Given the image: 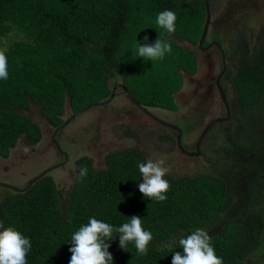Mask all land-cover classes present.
<instances>
[{
	"label": "trees",
	"instance_id": "trees-1",
	"mask_svg": "<svg viewBox=\"0 0 264 264\" xmlns=\"http://www.w3.org/2000/svg\"><path fill=\"white\" fill-rule=\"evenodd\" d=\"M207 3L210 6V0ZM164 10L176 14L174 33L155 23ZM205 18L204 0H0V41L12 32L18 36L5 50L0 46L8 60V79L0 80V155L8 158L23 135L31 145L40 142L38 125L26 115L33 104L59 127L67 103L75 113L109 101L114 78L143 106L178 109L174 96L182 89L184 74L192 75L196 69L193 51L179 42L196 45ZM142 30L154 36L149 44L164 39L172 52L162 60H139L135 38ZM258 41L262 50L253 51L250 40L241 33L237 38V71L227 77L233 75L237 88L238 114H249L264 97V36ZM248 86L253 97L244 101L246 92L240 97L239 88ZM257 112L264 117L263 108ZM242 132L237 130L232 140L221 144L224 152L235 155L237 170L230 171L228 179L166 174L167 199L158 202L139 191L138 163L145 161L141 152H114L103 169L85 157L76 168L86 166L87 176L77 180L76 174L65 201L47 176L23 191L5 186L0 225L30 239L27 264H68L71 235L90 217L115 229L130 222L132 215L140 216L142 227L152 233L147 253L138 254L132 242L128 250L121 249L114 232L113 239L105 241L113 264H171L174 251L183 254L179 238L198 228L208 232L223 264H247L264 228L258 207L264 201V139L254 141Z\"/></svg>",
	"mask_w": 264,
	"mask_h": 264
},
{
	"label": "rangeland",
	"instance_id": "rangeland-1",
	"mask_svg": "<svg viewBox=\"0 0 264 264\" xmlns=\"http://www.w3.org/2000/svg\"><path fill=\"white\" fill-rule=\"evenodd\" d=\"M211 1L213 9L220 11L225 9L226 11L225 16L219 18L218 24L216 23L214 26L219 29L217 31L226 40L224 43H226L229 52H226L225 62L228 70L232 68V73L235 74L239 63V55L235 51L238 50L236 44L237 36L240 33L241 37L250 40L248 45L253 48V51L256 47L259 48V51L262 50L258 38L264 36V0ZM213 9L212 17L207 26V31L209 30L207 39L213 31L212 27L214 28L211 20L214 21L218 17V13H214ZM145 36L148 37L147 41L144 40ZM153 37V35L145 34L142 30L135 41L144 44ZM16 39H18L16 32H12L2 39L0 41L1 50H5ZM219 40L220 43L224 44L221 39ZM179 43L185 47L183 42ZM188 49L200 51L198 55L201 63L197 74L190 76V78H183V87L174 96L179 106L178 109L171 111L158 107L147 108L161 119L170 122L177 121L176 124L181 128H184L183 124L188 125L189 132L182 136V142L185 146H195L207 125L212 120L222 117L223 119L212 122L211 131L201 143V152L198 156L195 154L191 156L182 152L175 144L176 133L170 128L158 124L139 108H136L122 93L121 80L114 78L111 80L110 87L116 96L113 94L106 104L84 111L61 131L59 141L61 140L62 151H59L57 145L52 141L57 127L55 128L44 118L40 107L35 104L32 105L26 115L38 125L41 140L38 144L30 146L28 136L23 135L16 146L10 149L8 158H3L0 155V183L4 186L0 187V196L8 192L5 186L14 187L20 191H23L24 188L28 189L33 180L57 166L43 177L47 176L55 182L62 201H65L76 179L77 171H74L73 168L74 166L77 167L78 160L88 157L93 161L96 169H103L106 167L108 155L125 150L141 152L145 161L163 159L165 161L164 166L169 170L167 174L175 177L212 174L228 179L230 171L235 172L237 170L234 169L236 168L233 161L235 155L224 152L221 144H226L232 140L237 130H243L241 135L245 134L254 141L258 138L264 139L263 130L260 128L264 127V117H262L261 112H257L262 108L264 111V97L255 102L256 108L251 110L254 111L253 113L250 111L248 114V111H245V113L238 114L237 88L234 85L233 75L230 77H226V74L223 75L227 68L224 71L221 50L218 48L219 50L214 51L204 49L201 51L196 46L188 47ZM255 52L251 51V54L255 55ZM258 53L263 54V52ZM138 58L143 62L147 61ZM216 77L220 78L224 90L223 95L220 94L218 86H216ZM205 83L211 85V88ZM239 91L240 97H243V91L246 92L244 101H250L253 97L251 86L244 89L239 88ZM224 101L228 103V111ZM73 115L74 112L67 103L61 118L65 123ZM126 129L131 130L132 133L126 134ZM158 135L162 140L159 139ZM168 138L174 139V141ZM193 151L197 150H191V152ZM63 152L68 156L67 161H65ZM216 153H220V157L217 159ZM258 207H261L259 213L264 218V201L259 203ZM239 211H241L240 208L237 209V214ZM218 222V226H220L221 223ZM262 232L258 246L246 260L247 264H264V228Z\"/></svg>",
	"mask_w": 264,
	"mask_h": 264
},
{
	"label": "clouds",
	"instance_id": "clouds-1",
	"mask_svg": "<svg viewBox=\"0 0 264 264\" xmlns=\"http://www.w3.org/2000/svg\"><path fill=\"white\" fill-rule=\"evenodd\" d=\"M176 14L171 10H164L158 13L156 25L171 34L176 31ZM147 41L148 37L145 36ZM137 57L144 60H162L167 54L172 52L169 42L158 39L154 43L139 44L137 42ZM8 79V60L4 51H0V80ZM163 159H148L138 163L142 182L139 183V191L143 197L163 202L167 199L166 193L169 191L170 183L164 177L168 173V168L164 166ZM77 180L87 176V167L75 166ZM0 264H27V254L31 248L30 239L23 236L13 227H3L0 225ZM114 232L118 233L119 247L128 250L129 242L134 243L138 254H146L147 246L152 240V233L142 227L141 217L132 215L130 222L122 224L118 228L90 217L86 225H82L78 231L71 235V257L68 264H113V256L108 251L110 241L114 237ZM211 237L203 228H198L188 234L181 236L178 240V247L182 248L183 254L179 251L172 253L171 264H223L221 257L215 253L214 247L210 243ZM173 243H176L174 240Z\"/></svg>",
	"mask_w": 264,
	"mask_h": 264
},
{
	"label": "flooded vegetation",
	"instance_id": "flooded-vegetation-1",
	"mask_svg": "<svg viewBox=\"0 0 264 264\" xmlns=\"http://www.w3.org/2000/svg\"><path fill=\"white\" fill-rule=\"evenodd\" d=\"M212 9H213V3H212V1L210 0V6H209V12H210V19H211V17H212ZM213 12L214 13H218V17H217V19H215L214 21H212L211 20V22H212V25L214 26L216 23L218 24V21H219V18H222L223 16H225V14H226V11H225V9L224 10H218V9H213ZM211 22H210V24H211ZM211 25V26H212ZM212 29H213V31H212V33H211V35L208 37V39H207V34H208V31H207V33H206V35L204 36V39L202 40V43L200 44V45H198V43L196 44V45H192V44H190V43H187V42H183L184 44H185V48H188V47H191V48H193L194 46H196L197 48H199L201 51H204V50H206V51H214V50H221V53H222V57L224 58V60H223V58H222V61H223V66H224V71H225V68H227V64H226V62H225V60H226V52H229V49L226 47V43H224L226 40H224L223 39V37L221 36V33L219 32V31H217V30H219V29H216L215 28V26H214V28L212 27ZM226 30H228V29H226ZM238 37V36H237ZM219 39H221V41L224 43V44H222V43H220V40ZM219 48V49H218ZM204 49V50H203ZM192 51H193V53H194V55H195V58H196V69H195V72H194V74H192V75H188V74H184V78L186 79V77H189L190 78V76H193V75H195V74H197L198 72H199V65H200V63H201V61H200V59H199V55H198V53L200 52H198L197 50L196 51H194L193 49H191ZM202 55V54H201ZM232 72V68H230V70H228V68L226 69V71L223 73V75H225L226 74V77L228 76V73L229 72ZM208 83V82H207ZM207 83H205L207 86H209L210 88H211V85H208ZM216 86H218V89H219V91H220V94L221 95H223V93H224V90H223V88H222V86H221V83H220V78H218V77H216ZM123 87V86H122ZM183 87V86H182ZM122 93L128 98V100L131 102V103H133V105L136 107V108H139L142 112H144L148 117H150L152 120H154L155 122H157L158 124H160V125H163V126H165V127H168V128H170L174 133H176V139H175V144L178 146V148L180 149V150H182V152H184V153H187V154H189V155H193V154H195V155H199V153L201 152V143L203 142V140H204V138L207 136V134H208V132H210L211 131V126L213 125L212 124V122H216L217 120H219V119H223L222 117H220L219 119H215V120H212L208 125H207V127L203 130V132H202V134H201V136H200V138H199V140L196 142V145L195 146H193V145H184V143L182 142V136H184V134H186V133H188L189 132V126L188 125H185V124H183L182 122H179L180 124H183L184 125V128H181L180 126H178V124H176V122H170V121H167V120H164V119H161V118H159L158 116H156L154 113H152V112H150V110H148V108L146 107V106H143V105H141L139 102H133V101H131L130 100V97H131V94L129 93V91L128 90H126L124 87H123V90H122ZM114 94V96H116V93L114 92L113 93ZM225 96V95H224ZM222 98H224L223 96H222ZM227 102V101H226ZM225 101H224V105H225V107H226V109H227V111H228V103H226ZM139 103V104H138ZM179 107V106H178ZM153 108V107H152ZM168 110V109H167ZM172 111V110H171ZM79 115H81V114H79ZM78 115V116H79ZM228 115V114H227ZM76 118H77V116H76ZM75 118V119H76ZM226 118V117H225ZM220 122V121H219ZM218 122V123H219ZM215 124V123H214ZM211 127V128H210ZM56 128V127H55ZM58 128V127H57ZM57 128H56V130H55V132H54V134H53V137H52V141L57 145V148L59 149V151H62V149H61V145H60V141H59V139H60V136H61V131L64 129H61L60 131H58L57 132ZM159 136V139H161L160 138V135H158ZM169 139V138H168ZM162 140V139H161ZM169 140H171V139H169ZM171 141H174V139H172ZM30 146H32L31 144H30ZM177 148V149H178ZM191 150H197V151H193V152H191ZM125 151H128V150H125ZM64 153V152H63ZM64 156H65V161H67L68 160V156L66 155V153H64ZM248 198V196H246V199Z\"/></svg>",
	"mask_w": 264,
	"mask_h": 264
},
{
	"label": "water",
	"instance_id": "water-1",
	"mask_svg": "<svg viewBox=\"0 0 264 264\" xmlns=\"http://www.w3.org/2000/svg\"><path fill=\"white\" fill-rule=\"evenodd\" d=\"M205 3H206V18H205V23H204V28H203V32H202V35H201V38L198 42V45H200L202 43V40L204 39V36L206 35V31H207V26L209 24V19H210V12H209V5L207 3V0H204ZM130 100L133 101V102H136L134 101V99L132 97H130ZM110 101V100H109ZM109 101H102V102H99V103H94L93 105H90L89 107H87L86 109L84 110H81L79 112H75L74 115L68 120L66 121L65 123H63V125H60L58 128H57V132L60 131L61 129H63L64 127H66L67 125H69L75 118L76 116H78L79 114L83 113L84 111H87L91 108H94V107H97L98 105H103V104H106L107 102ZM139 104V103H138ZM57 167V166H56ZM56 167H53V168H56ZM49 169L48 171L44 172L43 174H41L38 178H36L35 180H33L29 187L32 186L34 183H36L37 180H39L40 178H42L44 175H46L48 172L52 171V169ZM0 185L2 186L3 184L0 183ZM10 188H13V189H16L14 187H10Z\"/></svg>",
	"mask_w": 264,
	"mask_h": 264
}]
</instances>
